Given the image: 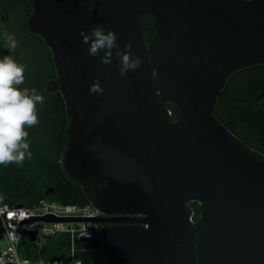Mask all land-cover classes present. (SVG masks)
<instances>
[{"label": "water", "instance_id": "obj_1", "mask_svg": "<svg viewBox=\"0 0 264 264\" xmlns=\"http://www.w3.org/2000/svg\"><path fill=\"white\" fill-rule=\"evenodd\" d=\"M101 24L137 70L120 75L117 49L107 65L89 55L80 33ZM28 26L67 107L60 166L99 213L37 220L111 224L99 264H264V158L213 116L226 77L264 63V0H33Z\"/></svg>", "mask_w": 264, "mask_h": 264}, {"label": "flooded vegetation", "instance_id": "obj_2", "mask_svg": "<svg viewBox=\"0 0 264 264\" xmlns=\"http://www.w3.org/2000/svg\"><path fill=\"white\" fill-rule=\"evenodd\" d=\"M32 13L33 0H0V58L11 55L18 62L27 65L25 84L22 87L36 88L44 97V103L38 105L39 124L33 127L34 130L28 137L31 152L42 160L41 157L49 147H56V142L47 137V130L59 120L67 119L68 124L69 117L66 103L55 85L58 73L53 52L42 36L31 31L28 26V18ZM145 18L149 17H144L143 23ZM144 26V37L148 42L155 33L152 19L151 29L145 23ZM231 94L240 96L241 101L238 103H245L252 115L228 114L221 103H226V96ZM215 103L213 116L216 120L249 150L264 158V63L232 71L226 77ZM47 160L51 161V158L48 156ZM72 188L73 194L81 198L78 191L84 192L82 186L75 182ZM193 211L195 215V210ZM197 218L193 217V220ZM107 225L111 224L101 226Z\"/></svg>", "mask_w": 264, "mask_h": 264}, {"label": "trees", "instance_id": "obj_3", "mask_svg": "<svg viewBox=\"0 0 264 264\" xmlns=\"http://www.w3.org/2000/svg\"><path fill=\"white\" fill-rule=\"evenodd\" d=\"M144 23L148 28L151 27V19L145 18ZM151 29V28H150ZM226 103H221L222 106L229 112L230 115H242L250 116L252 112L245 103H238L241 101V97L237 94H231L226 96ZM216 104V103H215ZM172 110V106H168ZM176 116L172 115V119ZM67 119L56 121V124L47 130V137L56 142L54 149H49L39 160L37 155L32 153L31 159H25L22 166L16 164H10L7 166L0 165V194H3L6 199L3 203L9 206H15L22 204L29 207L35 204L38 200L44 199L50 202H57L60 204H68V200L75 202L73 194V188L75 182L66 177L63 169L60 166V155L64 150L67 142L66 135ZM29 133L34 130L33 127L26 129ZM51 158V161L47 160V157ZM35 158H37L35 160ZM36 177H42L45 180L46 186L44 189H39L36 186ZM52 189L53 191L47 195L44 193ZM78 191V190H77ZM81 193V200L83 204L88 203V199L84 192ZM191 208L195 210L194 217H198V205L195 203L190 204ZM47 244L43 246L42 250L37 253L31 250L29 247V240L24 238L21 242V254L31 260L43 259H65L68 258L67 246L68 238L65 235H61L55 238L47 239ZM49 243V244H48ZM64 247L65 252L60 248ZM22 247L25 248L22 250ZM60 258H58V257ZM64 257V258H62ZM75 258L80 259L83 264H99V254L97 242L87 243L84 245H78L75 252Z\"/></svg>", "mask_w": 264, "mask_h": 264}, {"label": "clouds", "instance_id": "obj_4", "mask_svg": "<svg viewBox=\"0 0 264 264\" xmlns=\"http://www.w3.org/2000/svg\"><path fill=\"white\" fill-rule=\"evenodd\" d=\"M80 35L83 43L89 45V55L97 57L102 64L112 63L113 49H117L115 56L120 60L122 77L142 65L139 57H132V43L125 45L123 51L118 50L120 46L116 33L106 32L102 24L94 25L88 33L82 31ZM102 51L103 56L100 55ZM26 68L27 65L18 62L11 55L0 58V165L4 166H22L26 158L32 157L29 132L26 129L39 124L38 105L44 103V97L36 88L22 87L25 84ZM103 91L99 81H94L90 92L102 95ZM5 199L0 194V203Z\"/></svg>", "mask_w": 264, "mask_h": 264}, {"label": "built area", "instance_id": "obj_5", "mask_svg": "<svg viewBox=\"0 0 264 264\" xmlns=\"http://www.w3.org/2000/svg\"><path fill=\"white\" fill-rule=\"evenodd\" d=\"M171 115V112H169ZM0 264H83L75 258L78 245L97 242L98 230L101 224L85 221L43 222L37 219L45 216L71 219H93L99 213L89 203L60 204L44 199L38 200L32 206L14 207L0 204ZM23 212V215H21ZM10 213H15L10 215ZM25 233H32L34 239ZM65 235L68 238L67 255L65 259L31 260L21 254V242L29 240V249L39 253L44 240ZM92 240V241H88ZM25 249L22 247V250Z\"/></svg>", "mask_w": 264, "mask_h": 264}, {"label": "rangeland", "instance_id": "obj_6", "mask_svg": "<svg viewBox=\"0 0 264 264\" xmlns=\"http://www.w3.org/2000/svg\"><path fill=\"white\" fill-rule=\"evenodd\" d=\"M35 183H36V187L37 188H39L40 190L41 189H44V187L46 186V183H45V180L42 178V177H36V181H35ZM47 240H44V245H46L47 244ZM49 244V243H48ZM60 246V248L65 252L66 250H64V247H62L61 245H59ZM3 247V244H0V248H2ZM68 247V246H67ZM58 257V256H57ZM58 258H60V257H58ZM62 258H64V257H62Z\"/></svg>", "mask_w": 264, "mask_h": 264}]
</instances>
